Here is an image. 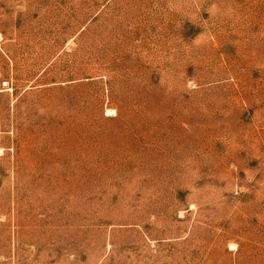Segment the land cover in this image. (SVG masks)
<instances>
[{
	"label": "rangeland",
	"instance_id": "1",
	"mask_svg": "<svg viewBox=\"0 0 264 264\" xmlns=\"http://www.w3.org/2000/svg\"><path fill=\"white\" fill-rule=\"evenodd\" d=\"M0 264H264V0H0Z\"/></svg>",
	"mask_w": 264,
	"mask_h": 264
}]
</instances>
